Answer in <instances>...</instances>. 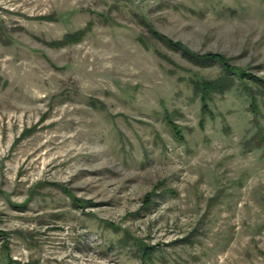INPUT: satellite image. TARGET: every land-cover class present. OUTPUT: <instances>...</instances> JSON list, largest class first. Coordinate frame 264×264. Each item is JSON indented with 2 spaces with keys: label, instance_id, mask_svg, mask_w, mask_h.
<instances>
[{
  "label": "rangeland",
  "instance_id": "rangeland-1",
  "mask_svg": "<svg viewBox=\"0 0 264 264\" xmlns=\"http://www.w3.org/2000/svg\"><path fill=\"white\" fill-rule=\"evenodd\" d=\"M152 32L264 80V0H0V264H264V91Z\"/></svg>",
  "mask_w": 264,
  "mask_h": 264
},
{
  "label": "trees",
  "instance_id": "trees-1",
  "mask_svg": "<svg viewBox=\"0 0 264 264\" xmlns=\"http://www.w3.org/2000/svg\"><path fill=\"white\" fill-rule=\"evenodd\" d=\"M152 36L165 42L173 50L179 51L182 54V56L189 61H192L198 65L209 64L211 66L213 64H217L224 70V73L231 74V75H237V79L240 80V82H244V81L252 82L256 84L257 86H259L260 89L264 91V80L262 78H257L250 74H246L241 69L232 67L229 64L228 59L222 56L221 54L208 53V54L200 56V55L189 52L183 45L172 42L166 37L160 36L156 34L155 32H152ZM81 37H82L81 32H79L78 34H69L65 38L60 40L59 42L51 44V46L52 47H62L67 44H71V43H75L79 41ZM233 84H234V80L229 75H222L212 80L200 79V78L192 79V82H191L192 89L194 93L199 96L202 113L205 114L209 111L208 102L211 100V97L213 94H223L225 91L229 90L233 86ZM252 93L253 92L251 91L250 111L254 115H257L259 114L258 101H257L255 94L253 95ZM168 126L170 127L172 133H174V136L176 138L180 137V132H179L180 130L176 124L168 120ZM149 204L150 202L146 198V203L144 205L148 207ZM135 243L137 246L138 242H135ZM138 245H139L138 253L140 254L139 258L142 261L150 260L153 254V247L143 245V244H138Z\"/></svg>",
  "mask_w": 264,
  "mask_h": 264
}]
</instances>
